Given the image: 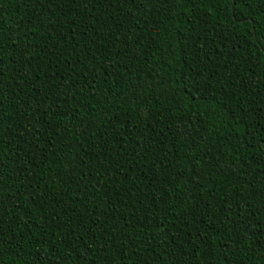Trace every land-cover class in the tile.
Masks as SVG:
<instances>
[{
    "label": "trees",
    "instance_id": "trees-1",
    "mask_svg": "<svg viewBox=\"0 0 264 264\" xmlns=\"http://www.w3.org/2000/svg\"><path fill=\"white\" fill-rule=\"evenodd\" d=\"M0 264H264V0H0Z\"/></svg>",
    "mask_w": 264,
    "mask_h": 264
}]
</instances>
